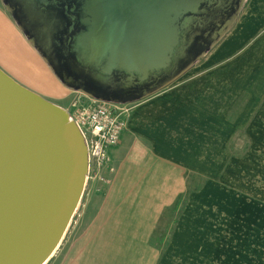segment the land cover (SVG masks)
<instances>
[{"label": "water", "instance_id": "1", "mask_svg": "<svg viewBox=\"0 0 264 264\" xmlns=\"http://www.w3.org/2000/svg\"><path fill=\"white\" fill-rule=\"evenodd\" d=\"M1 2L65 87L97 101L130 104L168 88L199 62L228 34L246 0ZM24 122L0 86V264L49 260L88 170L87 145L75 122L72 131L66 123L59 131ZM66 148L77 159L70 171L58 162ZM15 252H21L17 259Z\"/></svg>", "mask_w": 264, "mask_h": 264}, {"label": "crops", "instance_id": "2", "mask_svg": "<svg viewBox=\"0 0 264 264\" xmlns=\"http://www.w3.org/2000/svg\"><path fill=\"white\" fill-rule=\"evenodd\" d=\"M0 71L46 102L63 108L71 104V90L29 43L1 0ZM260 84H264V0H246L214 50L171 86L136 103L120 143L109 150L105 165L112 170L101 171L109 183L103 187L100 205L59 264L216 261L210 248L194 249L201 244L189 235L190 215L178 224L165 251L154 245V239L158 232L166 234L177 219V203L188 192L189 176L210 172L211 150L216 146L212 143H219L222 134L226 139L227 117L237 101L246 92L258 100ZM238 250L218 261L243 264L241 245Z\"/></svg>", "mask_w": 264, "mask_h": 264}, {"label": "rangeland", "instance_id": "3", "mask_svg": "<svg viewBox=\"0 0 264 264\" xmlns=\"http://www.w3.org/2000/svg\"><path fill=\"white\" fill-rule=\"evenodd\" d=\"M70 92L73 96L70 106L56 107L74 122L78 110L89 108L95 102L82 93ZM257 96L258 100H252L251 93H243L236 109L227 117L226 139L222 134L219 143H212L216 146L211 150L210 172L189 176L188 192L177 203V219L166 234L158 232L154 239V245L162 252L169 246L178 224L190 215L193 229L189 230V235L194 236L195 243L201 244L193 247L197 252L210 248L216 257L211 264H223L218 261L219 256L234 254L240 245L243 264H264V84L259 85ZM246 111L251 112V116L246 115ZM105 164L99 168L89 157L80 201L63 237L45 264H59L70 243L93 219L103 187L109 183V178L101 171L112 170ZM191 210L193 212L189 213Z\"/></svg>", "mask_w": 264, "mask_h": 264}, {"label": "built area", "instance_id": "4", "mask_svg": "<svg viewBox=\"0 0 264 264\" xmlns=\"http://www.w3.org/2000/svg\"><path fill=\"white\" fill-rule=\"evenodd\" d=\"M94 102L93 106L78 110L73 121L85 139L90 159L102 168L108 159L109 150L120 143L136 103Z\"/></svg>", "mask_w": 264, "mask_h": 264}, {"label": "bare ground", "instance_id": "5", "mask_svg": "<svg viewBox=\"0 0 264 264\" xmlns=\"http://www.w3.org/2000/svg\"><path fill=\"white\" fill-rule=\"evenodd\" d=\"M0 86L3 87V89L6 91L7 95L10 98V108L13 111L15 115L18 116V120H25V124H27L28 128H34L39 125H46L49 127V129H55L59 127V131L61 130V127L58 126L60 123H66L68 125V130L72 131L74 129L73 126L71 125V118L69 115H65L62 110L46 101L41 99L40 97L28 92L27 90H24L20 86L16 85L11 79H9L7 76H5L1 71H0ZM61 114V117L59 116ZM58 131V132H59ZM57 132V131H55ZM62 136H67L65 131L60 132ZM68 144H71V141L68 142ZM67 149V148H66ZM66 153H63L61 151L60 158H58V162L60 166L67 168L68 171H70V166L73 163V160L71 156H73V152H70L68 149L66 150ZM68 156V161L67 163H63L61 159L64 157ZM21 166V164H18ZM34 180V179H33ZM33 182L32 180L27 181L25 186H32ZM35 187V186H34ZM69 187V186H68ZM67 188V185H66ZM32 191L34 190L33 187H31ZM80 201V199H79ZM2 212L5 210H1ZM13 211H11V214ZM24 213L22 212H15V216L19 218V220L23 221L24 218L21 217L23 216ZM8 231V230H7ZM9 232V231H8ZM11 238H14V232L9 233ZM9 237L8 243L11 242V239ZM23 244V242H21ZM21 254V252H15L13 254V259H17L18 256ZM55 254V253H54Z\"/></svg>", "mask_w": 264, "mask_h": 264}]
</instances>
